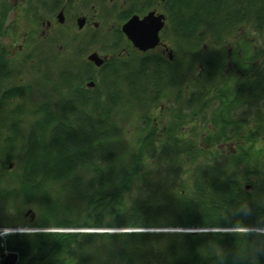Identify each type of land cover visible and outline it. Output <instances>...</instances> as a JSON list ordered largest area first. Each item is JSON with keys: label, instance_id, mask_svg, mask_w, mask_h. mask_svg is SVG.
<instances>
[{"label": "trees", "instance_id": "trees-1", "mask_svg": "<svg viewBox=\"0 0 264 264\" xmlns=\"http://www.w3.org/2000/svg\"><path fill=\"white\" fill-rule=\"evenodd\" d=\"M156 7L177 61L129 51L120 30L118 19ZM116 18L100 68L84 59L97 29L65 51L30 35L21 62L0 50V228L130 231L8 234L0 254L17 253L18 264H264V234L252 231L264 227V0H132ZM239 34L261 40L262 57L227 98L224 44ZM34 58V89L11 84ZM167 97L177 120L210 111L216 142L249 148L218 156L173 128L155 148L148 113Z\"/></svg>", "mask_w": 264, "mask_h": 264}, {"label": "rangeland", "instance_id": "rangeland-1", "mask_svg": "<svg viewBox=\"0 0 264 264\" xmlns=\"http://www.w3.org/2000/svg\"><path fill=\"white\" fill-rule=\"evenodd\" d=\"M43 1L46 0H37V6H35V9L38 8V12L41 11L38 15L41 19H38L37 21L29 22L27 20V17L23 15L22 11H19L18 9L14 10V16L10 14L7 17H3L2 21L0 22V50L3 51L5 54V58L8 60H14L21 62L23 58L22 56H25L28 54L29 51L33 49L32 46L28 47L26 49V43L27 40L30 38V35L32 37H35V44L38 45V43L42 42V45H46L47 41L46 38L55 39L57 43V49L59 48L61 51H65L67 49V44L69 42H75L77 39L87 38L90 36L93 29L99 30L97 38L99 39L94 45L90 46L85 54V60L87 58V55L89 53H98V55L106 59L107 55L108 58H110L111 54H105L104 52H110L111 50V40L108 38V34H110L112 27L117 26L116 22H108L106 19H103V17L100 15L102 12L101 9L96 4V1L93 0H76L74 2L73 7H71L68 11L69 14L79 13L87 18L88 24L82 29L78 30L76 25L73 23L68 22L65 24H58L56 21V16H50L45 13L44 9V3ZM6 1L0 0V10L3 7V4L5 5ZM82 2V4H81ZM32 2H30L31 7H34V4L32 6ZM113 3L118 4V7H120L121 2L119 0H114ZM29 4V5H30ZM158 6V5H157ZM123 8V7H122ZM121 8V9H122ZM155 9L158 10V7ZM33 10V9H32ZM8 11V9H7ZM9 12V11H8ZM160 12V11H159ZM22 15L24 16L25 20H23ZM51 20V27H47V25H43L42 22H46V19ZM121 24H119L121 29ZM165 29V28H164ZM163 29V30H164ZM163 30L161 34L163 33ZM122 32V31H121ZM123 34V33H122ZM124 35V34H123ZM107 37V38H105ZM125 37V36H124ZM252 37V36H251ZM250 35L244 34L242 36L239 34L238 36L231 37L226 44H224V49L227 50V63H226V77L228 82L225 84L226 88H223L225 95L227 98H231L233 93H235L237 87L245 80L247 79L251 73L254 71L256 65L261 60V55L259 54V50L257 49L259 45L262 44L261 40L257 44L255 37L251 38ZM96 38V39H97ZM95 39V40H96ZM127 40V39H126ZM166 45L170 47L169 41L164 42ZM47 46V45H46ZM128 50H132V47H128ZM154 51V50H153ZM155 52H161L159 48L155 49ZM63 54V53H62ZM105 54V55H104ZM182 54V53H181ZM181 54L178 53V56L175 57L173 55V59L177 61V59L181 56ZM168 57V56H167ZM35 58L31 62H23L19 66V68H16L19 72L17 77L11 81V84H16L17 82L25 83V84H31L30 87L34 89V86L37 85L38 82V73H35L36 69L32 71L31 68L32 65H35L36 63ZM38 68L41 71L46 70L48 68L42 67L40 65L39 59H38ZM56 62L54 66L56 67ZM47 66H50V62H46ZM53 66V67H54ZM35 68V66H33ZM198 76V75H197ZM36 96V95H35ZM213 96V95H212ZM213 98H215L213 96ZM173 98H165L162 99L159 103V105L153 109L150 110L148 113L149 116V126L148 131L146 132V136H150L153 139V146L157 149H159L166 141V129L173 130L176 129V132H178L183 139H190L193 138L194 141L200 144L201 147H204L207 150L212 151L214 154H218V156H229L230 154H236L237 153V147L242 146V149L245 150L249 148L250 144L246 141L236 142L235 141H226L221 140L219 143L216 142V124L213 123L216 119L209 120L211 113L206 112L207 114L202 117V115H197L194 117H187L185 121H179L175 117V113L171 112V103ZM226 103V101H225ZM185 111V112H184ZM182 112V111H181ZM183 112L186 114L187 111L183 110ZM137 120L134 121L136 123ZM204 122V123H203ZM134 123H131L128 125L126 129V133L129 138H131L134 135V132L136 131V128H138V122L134 125ZM204 125V126H203ZM250 127H253V125H248L244 127L239 135H249V132L251 129ZM264 138V131L261 134ZM213 140V141H209ZM212 142V144H210ZM262 140H259L258 143H256L257 148H263ZM211 145V146H210ZM157 152L159 150H156ZM147 168H154L155 167V160H146L145 162ZM188 168L187 166L185 167ZM186 174L182 173L181 179L179 184L184 185ZM187 185V184H186ZM248 189V187H247ZM27 218H31V215L26 216ZM34 216H32L31 219H33ZM38 230V229H36ZM70 230H73L75 232H72ZM121 230H127L128 229H121ZM188 230V229H187ZM0 247L3 249V236H2V229H0ZM39 232H61V233H79L84 234V232H88L87 229H39ZM140 231V230H137ZM169 231V230H167ZM37 232V231H36ZM91 232V231H90ZM101 232V231H100ZM124 232V231H122ZM14 234V233H11ZM6 250H3V252L0 254V263L2 262L3 258L2 255H7ZM19 256V255H18ZM73 258H75V255H73ZM19 262V261H18Z\"/></svg>", "mask_w": 264, "mask_h": 264}, {"label": "flooded vegetation", "instance_id": "flooded-vegetation-1", "mask_svg": "<svg viewBox=\"0 0 264 264\" xmlns=\"http://www.w3.org/2000/svg\"><path fill=\"white\" fill-rule=\"evenodd\" d=\"M2 1H6V2H5V5L3 4V7L0 10V22L2 21L3 17H7L10 14V12L13 18L15 19L16 17L14 16L15 9L22 11L23 15L27 17V20H29V22L37 21L38 19H41L40 16L38 15L41 11L38 12V8L35 9V6H37L36 5L37 0H2ZM32 1H33L32 6L34 4V7H31L30 2ZM75 1L76 0H46V1H43L44 6H45L44 9L46 11L45 13L47 14V16L48 15L56 16V21L58 22L57 25L65 24V22L73 23V20H74V24L77 26L78 19H85V24H84V27H85L86 24L89 23L87 22V18L85 16L77 12L74 14H69L68 10L71 7H73L72 4H74ZM84 1H87V0H83V2ZM93 1H96V4L101 9L102 12L100 13V15L103 17V19H106L108 22H112L113 24V22L117 19L116 17L118 16V14L121 12H124L126 9V6L131 5L132 0H119L121 2L120 7H118V4L113 3L114 0H93ZM153 1L157 5L159 4V1L157 0H153ZM141 4H143V2H141ZM7 9L9 12L7 11ZM151 10H154V9L147 10L144 14H132L131 16L127 17L125 20H122V21L118 19L119 24L122 22L121 24L122 26L134 15H137L140 18H142L144 15H146ZM23 15H22V18L24 17ZM23 20H25V18H23ZM42 23L43 25H47L48 28L51 27L52 25L51 20L48 18L46 19V22H42ZM168 47L169 46L166 45L164 41H162V44L158 46L157 48L161 50V52L165 55V57L168 56L167 58H169ZM182 88L184 87L182 86ZM182 94H184V92H182Z\"/></svg>", "mask_w": 264, "mask_h": 264}, {"label": "water", "instance_id": "water-1", "mask_svg": "<svg viewBox=\"0 0 264 264\" xmlns=\"http://www.w3.org/2000/svg\"><path fill=\"white\" fill-rule=\"evenodd\" d=\"M164 1V0H161ZM85 19H78L77 28L82 29ZM165 25V16L150 11L142 18L137 15L132 16L125 24L122 25L121 31L130 41L132 46L140 52H146L154 49L160 43L159 34ZM172 52L170 51V56ZM87 60L97 68H100L104 59L99 57L97 53H91L87 56ZM94 82L87 83V87L92 88ZM197 230H190L196 232ZM3 260L0 264H17L19 256L17 253H9L2 256Z\"/></svg>", "mask_w": 264, "mask_h": 264}, {"label": "bare ground", "instance_id": "bare-ground-1", "mask_svg": "<svg viewBox=\"0 0 264 264\" xmlns=\"http://www.w3.org/2000/svg\"><path fill=\"white\" fill-rule=\"evenodd\" d=\"M121 30V29H120ZM90 88V87H89ZM28 230V228H6V231L9 233H25ZM72 232H75L73 230H70ZM88 232H84V233H100V231L103 233L108 232V233H119V229H96V228H92V229H88ZM91 231V232H90ZM156 231L160 232L162 231L161 229H157ZM224 231H238V232H244V231H251L250 229H232V230H224ZM252 231H256L258 233H263L264 234V227L263 228H258V229H253Z\"/></svg>", "mask_w": 264, "mask_h": 264}]
</instances>
